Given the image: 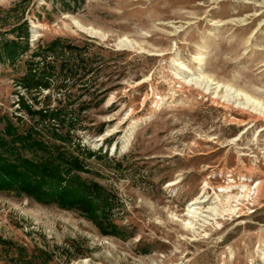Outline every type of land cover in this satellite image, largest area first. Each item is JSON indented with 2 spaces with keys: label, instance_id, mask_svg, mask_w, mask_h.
Instances as JSON below:
<instances>
[{
  "label": "rangeland",
  "instance_id": "rangeland-1",
  "mask_svg": "<svg viewBox=\"0 0 264 264\" xmlns=\"http://www.w3.org/2000/svg\"><path fill=\"white\" fill-rule=\"evenodd\" d=\"M14 39L29 49L0 62V134L35 126L79 156L72 173L98 185L112 225L0 190V264H264V205L185 226L204 188L212 204L221 186L254 189L264 175V120L232 123L244 117L191 82L264 109V0H0V45ZM53 42L65 45L46 53ZM41 52L50 85L27 87Z\"/></svg>",
  "mask_w": 264,
  "mask_h": 264
},
{
  "label": "trees",
  "instance_id": "trees-1",
  "mask_svg": "<svg viewBox=\"0 0 264 264\" xmlns=\"http://www.w3.org/2000/svg\"><path fill=\"white\" fill-rule=\"evenodd\" d=\"M58 44L53 42L45 47L44 51L53 52L55 48H62L65 45ZM28 47L29 43L23 45L19 39L5 40L0 45V62L18 60ZM34 56H41V60H29L24 78L25 85L36 88L49 87L55 66L47 60L48 54L41 52ZM46 113H49L48 110ZM45 116L56 118L59 113L54 111ZM45 119L43 116L42 120ZM36 132L35 126L21 132L11 121L7 122L5 134H0V190L26 192L40 202H55L67 208L79 206L91 219L108 221V215L104 211L98 212L101 205L94 191L98 185L85 183L77 178L76 173H72L85 169L83 160L65 147L48 142ZM24 148L34 152L42 150L43 154L37 158H30L23 154ZM107 223L112 225L109 221Z\"/></svg>",
  "mask_w": 264,
  "mask_h": 264
},
{
  "label": "bare ground",
  "instance_id": "bare-ground-1",
  "mask_svg": "<svg viewBox=\"0 0 264 264\" xmlns=\"http://www.w3.org/2000/svg\"><path fill=\"white\" fill-rule=\"evenodd\" d=\"M87 29L91 33L96 34L94 29ZM193 77L191 79L192 85H195L196 88L202 87V93L209 94L214 102L224 108L228 117L231 116V113L244 117L241 119L232 117L230 118L232 123L245 125L251 121L264 120V109L253 98L244 95L245 99H243L239 92L237 93L232 89L227 90L220 84L213 86L212 83H204L199 78ZM188 81L186 80L184 83L189 84L187 83ZM220 92H224V94L219 96ZM176 183L177 181H172L170 185H175ZM235 187H237V184L232 185L230 183L227 186H221L220 190H218L220 193H217L212 204H209L211 198L207 194L206 188H204L203 192L195 196L188 204L186 212L188 219L185 220L186 228L194 229L196 224L201 226L211 224V221L221 218L224 213L235 212L237 207H239L237 212L242 211L249 202L253 205H264V175H262L254 189L250 188L246 183L242 184L239 192H234L233 188ZM262 258L264 259V254Z\"/></svg>",
  "mask_w": 264,
  "mask_h": 264
}]
</instances>
